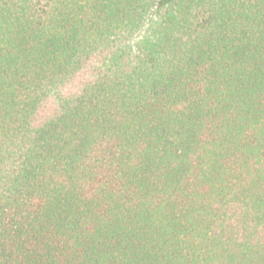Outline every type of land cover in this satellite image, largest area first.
Instances as JSON below:
<instances>
[{"label": "trees", "instance_id": "trees-1", "mask_svg": "<svg viewBox=\"0 0 264 264\" xmlns=\"http://www.w3.org/2000/svg\"><path fill=\"white\" fill-rule=\"evenodd\" d=\"M0 264H264V0H0Z\"/></svg>", "mask_w": 264, "mask_h": 264}]
</instances>
